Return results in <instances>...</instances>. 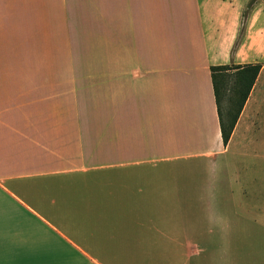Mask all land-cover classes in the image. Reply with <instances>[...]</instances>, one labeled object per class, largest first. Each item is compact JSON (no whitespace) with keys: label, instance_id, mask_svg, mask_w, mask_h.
<instances>
[{"label":"crops","instance_id":"1","mask_svg":"<svg viewBox=\"0 0 264 264\" xmlns=\"http://www.w3.org/2000/svg\"><path fill=\"white\" fill-rule=\"evenodd\" d=\"M247 63L262 68L225 145L211 67ZM191 159L202 183L171 170ZM169 208L217 213L154 218ZM251 230L264 0H0V264H34L41 236L93 264H264Z\"/></svg>","mask_w":264,"mask_h":264},{"label":"rangeland","instance_id":"2","mask_svg":"<svg viewBox=\"0 0 264 264\" xmlns=\"http://www.w3.org/2000/svg\"><path fill=\"white\" fill-rule=\"evenodd\" d=\"M235 91H236V75L235 73L230 70L226 73H224V77L221 80L220 83V97H219V107L221 111V115L223 118V121L225 122L226 126L231 122L232 116H233V102L235 99ZM240 117V116H239ZM238 162V167L241 168V162L240 160ZM210 166L209 163H203L200 161H197L195 159L191 160H183L180 162H172L171 163V170L177 171L178 174H182L183 176L179 177L181 180L180 182H186L190 184H199L202 183L203 179L200 178L199 173L205 172V170H209ZM211 172L214 171V166L210 170ZM185 175V176H184ZM178 177V176H177ZM225 178V177H224ZM176 179L174 177L171 178ZM223 181H225L223 179ZM208 196H211L210 198H204L206 200H213L215 199V194H208ZM207 213H210L211 216L215 217L217 210L214 209H176V208H169L165 210H154V218L155 219H162L167 218L168 220L177 223L180 220L190 222V221H199L200 223L204 221L205 216ZM221 223V221H220ZM253 233H249L250 236H262L260 237V241H258L257 237H254V240H251L250 242L245 240V244L249 243L251 245V249L258 250L259 248L264 250V232H256L254 230H251ZM258 231V230H257ZM74 239L81 243L80 240H78V237L74 236ZM80 239V238H79ZM252 239V237H251ZM41 246H40V252L43 255L42 257H36L33 258L34 264H93L97 262H93L91 258H87L82 256L77 252V250H74L72 252L71 257H65L62 253V247H54L52 248L50 244V240H48L47 236H41ZM95 242V240H93ZM87 241L85 240V248L86 250L96 259L101 261L102 263H105L104 259L102 257L98 256L97 253V247L96 245H93L95 248H89L86 245ZM45 244H49L48 247H45ZM57 254V256H53V254ZM47 255V256H46Z\"/></svg>","mask_w":264,"mask_h":264},{"label":"trees","instance_id":"3","mask_svg":"<svg viewBox=\"0 0 264 264\" xmlns=\"http://www.w3.org/2000/svg\"><path fill=\"white\" fill-rule=\"evenodd\" d=\"M262 65L260 63H247L243 65H216L211 67V75L214 85L215 96L219 106L220 97V83L224 77V73L232 70L236 75V91L233 102V116L231 122L226 126L223 121L220 107L219 116L221 123V133L224 144L226 145L231 137L234 127L239 119L241 111L247 101L249 94L257 80L261 71Z\"/></svg>","mask_w":264,"mask_h":264}]
</instances>
